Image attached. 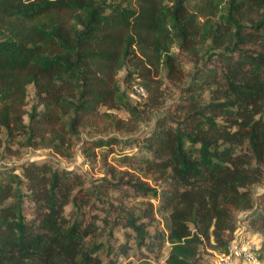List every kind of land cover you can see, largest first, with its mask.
I'll use <instances>...</instances> for the list:
<instances>
[{"label": "trees", "instance_id": "16d2710c", "mask_svg": "<svg viewBox=\"0 0 264 264\" xmlns=\"http://www.w3.org/2000/svg\"><path fill=\"white\" fill-rule=\"evenodd\" d=\"M128 65L151 109L163 86L179 97L133 140L150 156L125 169L104 158L99 178L47 162L0 177V264H121L134 247L160 264L167 244L164 264H203L202 248L229 252L241 215L264 237V0H0V149L3 132L61 148L100 106L140 114L116 81Z\"/></svg>", "mask_w": 264, "mask_h": 264}, {"label": "rangeland", "instance_id": "374dc122", "mask_svg": "<svg viewBox=\"0 0 264 264\" xmlns=\"http://www.w3.org/2000/svg\"><path fill=\"white\" fill-rule=\"evenodd\" d=\"M225 3H222L220 10L224 9ZM209 48V42L202 46L200 49L201 54L205 53ZM181 67L184 72L191 74L195 71V64L190 60L182 59ZM134 70V66L128 65L122 67L116 76V81L120 90L121 96L125 97L133 106L139 108L140 114L132 116L122 104L115 105L114 108L107 106H100L97 111L87 119L80 128V136L73 138L68 135L66 141L61 148L55 149L52 145L48 144L46 135V141H41L40 138L29 147L26 145V137L22 135H15L13 143L8 144L6 142L7 135L5 132L2 134L3 146L0 149V177H5L8 174H22V167L28 162L38 163H50L55 168L65 169L68 171H75L87 174L90 178H99L103 176V159L106 158L108 163L118 168L125 169L126 166L122 158L125 156H131L135 159H141L150 156L146 150L140 147L139 142L134 143L133 140H142L149 136L156 125V121L164 116L167 109L170 108L178 100V94L171 88H165V91L160 95L159 105L156 109L148 107L150 101L149 92L146 90V95L141 96L137 92V88H145L141 79L136 78L134 75L129 77V72ZM191 76H189V79ZM166 84V83H165ZM146 89V88H145ZM144 89V90H145ZM38 104L35 96V89L33 86L28 87L27 103H26V115L24 120L26 124L30 123L28 114L32 112L33 106ZM42 108V106H39ZM117 139L118 145H114L113 148L96 149V159L88 158L84 154V143L100 139ZM133 142L131 145H127V142ZM144 176V175H142ZM145 177V176H144ZM148 178V177H147ZM264 194V182L260 186L255 187V197L260 198ZM142 199L128 200L127 204L130 206H137ZM246 215H241L238 218V224L241 226L239 230L240 236L251 241L253 248L259 250L264 247V237L261 235H255L250 231V227L245 223ZM158 219H161L158 217ZM160 229H163V222H161ZM238 234V235H239ZM239 236V238H240ZM117 237L121 242H125L124 232L119 231ZM213 243V242H212ZM134 244V241H131ZM237 247V246H236ZM131 251L129 260H121V264H140L135 257V251ZM146 252L145 249H143ZM170 251V245L167 244L161 253L160 264H164V260ZM203 264H222L220 254L210 247L201 249ZM264 260V250L260 256ZM232 264H243L239 251H235L234 261Z\"/></svg>", "mask_w": 264, "mask_h": 264}, {"label": "built area", "instance_id": "2783aa9c", "mask_svg": "<svg viewBox=\"0 0 264 264\" xmlns=\"http://www.w3.org/2000/svg\"><path fill=\"white\" fill-rule=\"evenodd\" d=\"M137 92L141 96L146 95V91L143 88H137ZM237 233L234 242L231 244L228 253L220 254L222 264H232L234 261L235 251H239V255L243 264H264V260L260 258L256 248H253L251 241L247 240L243 236L241 237ZM240 236V238H239ZM237 246V247H236Z\"/></svg>", "mask_w": 264, "mask_h": 264}]
</instances>
